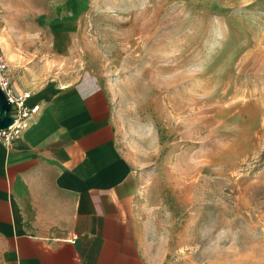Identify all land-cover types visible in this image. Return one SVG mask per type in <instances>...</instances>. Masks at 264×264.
I'll return each instance as SVG.
<instances>
[{"label":"rangeland","instance_id":"1","mask_svg":"<svg viewBox=\"0 0 264 264\" xmlns=\"http://www.w3.org/2000/svg\"><path fill=\"white\" fill-rule=\"evenodd\" d=\"M3 4L10 80L110 98L133 216L165 264H264V0Z\"/></svg>","mask_w":264,"mask_h":264},{"label":"crops","instance_id":"2","mask_svg":"<svg viewBox=\"0 0 264 264\" xmlns=\"http://www.w3.org/2000/svg\"><path fill=\"white\" fill-rule=\"evenodd\" d=\"M7 1L17 0L0 8ZM54 33L59 56L68 43L57 46L66 35ZM10 81L38 111L9 146L0 142L2 264H165L133 216L137 181L110 98L82 83Z\"/></svg>","mask_w":264,"mask_h":264},{"label":"built area","instance_id":"3","mask_svg":"<svg viewBox=\"0 0 264 264\" xmlns=\"http://www.w3.org/2000/svg\"><path fill=\"white\" fill-rule=\"evenodd\" d=\"M0 90L9 103L8 115L12 123L5 129L0 130V142L9 146L22 129L26 128L30 118L38 111V106L27 104L30 96L28 92H17L7 75V65L0 50Z\"/></svg>","mask_w":264,"mask_h":264},{"label":"water","instance_id":"4","mask_svg":"<svg viewBox=\"0 0 264 264\" xmlns=\"http://www.w3.org/2000/svg\"><path fill=\"white\" fill-rule=\"evenodd\" d=\"M9 103L3 92L0 90V130L5 129L12 123V118L8 115Z\"/></svg>","mask_w":264,"mask_h":264},{"label":"bare ground","instance_id":"5","mask_svg":"<svg viewBox=\"0 0 264 264\" xmlns=\"http://www.w3.org/2000/svg\"><path fill=\"white\" fill-rule=\"evenodd\" d=\"M0 49L9 62L13 60V58L9 55V47H7L5 41H3L1 38H0Z\"/></svg>","mask_w":264,"mask_h":264}]
</instances>
